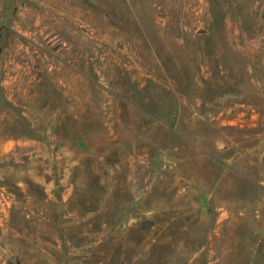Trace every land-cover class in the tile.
Wrapping results in <instances>:
<instances>
[{
    "label": "rangeland",
    "instance_id": "obj_1",
    "mask_svg": "<svg viewBox=\"0 0 264 264\" xmlns=\"http://www.w3.org/2000/svg\"><path fill=\"white\" fill-rule=\"evenodd\" d=\"M0 264H264V0H0Z\"/></svg>",
    "mask_w": 264,
    "mask_h": 264
}]
</instances>
